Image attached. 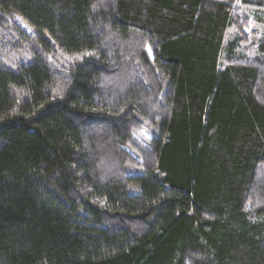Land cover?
<instances>
[{
    "label": "trees",
    "instance_id": "1",
    "mask_svg": "<svg viewBox=\"0 0 264 264\" xmlns=\"http://www.w3.org/2000/svg\"><path fill=\"white\" fill-rule=\"evenodd\" d=\"M253 18L264 0H0L30 51L0 65V264H264Z\"/></svg>",
    "mask_w": 264,
    "mask_h": 264
},
{
    "label": "rangeland",
    "instance_id": "2",
    "mask_svg": "<svg viewBox=\"0 0 264 264\" xmlns=\"http://www.w3.org/2000/svg\"><path fill=\"white\" fill-rule=\"evenodd\" d=\"M14 21L29 32V29L25 25L21 24L17 18H14ZM246 31L249 36L248 40L251 42L247 45V48L251 49L250 45L256 43L257 40L264 36V26L258 24L256 19L253 18ZM13 32V28L10 27V29H6L5 32L3 31L0 33V65L6 64L9 66H15L17 63L30 58V51L26 50L28 48L23 47L21 44H17L15 40L11 39V37H13ZM235 34H238V30L235 27L230 28L226 33V40L231 39ZM62 64L63 63L61 61L59 65Z\"/></svg>",
    "mask_w": 264,
    "mask_h": 264
},
{
    "label": "snow or ice",
    "instance_id": "3",
    "mask_svg": "<svg viewBox=\"0 0 264 264\" xmlns=\"http://www.w3.org/2000/svg\"><path fill=\"white\" fill-rule=\"evenodd\" d=\"M149 51H150V49H149Z\"/></svg>",
    "mask_w": 264,
    "mask_h": 264
}]
</instances>
